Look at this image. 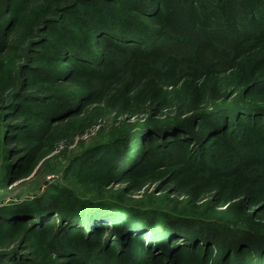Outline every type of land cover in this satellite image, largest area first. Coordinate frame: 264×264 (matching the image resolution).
<instances>
[{"label":"rangeland","instance_id":"rangeland-1","mask_svg":"<svg viewBox=\"0 0 264 264\" xmlns=\"http://www.w3.org/2000/svg\"><path fill=\"white\" fill-rule=\"evenodd\" d=\"M28 2L3 0L0 4V35L20 31L12 37L14 40L0 44V264H110L130 254L145 258L146 263L147 256L155 255L150 259L152 264H236L235 260L257 264L254 250L242 252L239 258L229 253L224 257L226 249L222 245L199 241L184 244L167 237L162 224L189 218L200 225L223 227L238 221L264 228V168L249 164L232 172L220 161L232 158L228 148L231 135L248 133V138L255 134L258 138L264 134V81L257 87L251 80L240 82L250 65H263L260 61L264 60V43L255 42L250 49L249 67L240 71L190 73L175 59L163 55L152 66L143 56L131 58L126 65L116 64L113 70L104 64V79L100 77L103 82L99 87L95 85L97 78L81 69L75 48L67 46L62 55L48 59L53 53L51 42L66 40L72 44L74 33L86 42L78 50H85L94 61L98 56L106 59L117 48L103 41L102 31L92 34L88 25L98 21L100 30L106 26L114 29L110 23L116 17L137 15L144 27L169 26V4L149 0H73L71 6L50 15L48 21L35 22L30 17L21 24ZM137 6L145 10L150 7L152 11L149 14ZM195 10L202 13L199 3ZM143 35L140 37L148 38ZM13 46L18 48L13 51ZM48 67H52L53 77L45 79L42 72ZM67 92L75 95L69 107L76 110L65 112L70 121L45 118L38 105L49 101L51 94ZM208 100L212 108L241 104L251 109L257 133L250 131L251 122L240 114L217 118L214 126L221 124L212 130L213 124L198 114L203 107L194 106ZM176 103H186L191 112L178 119ZM39 122L52 123L33 160L35 144L25 134ZM228 125L231 128L225 138L213 136ZM124 135L127 138L120 145ZM188 136H196L200 143L195 138L183 141ZM204 146L205 151L201 148ZM120 150L129 151L123 160ZM147 152L138 170L124 174ZM190 152L193 162H181L179 157ZM219 169L224 174L215 175L213 172ZM53 198H60L64 207L75 202L82 208L73 214L67 210L57 213L54 208L41 213V205ZM24 205L29 209L27 215L21 213ZM119 206L139 214L143 222L160 224L140 231L126 214L89 212L85 219L83 212L84 208ZM10 208L14 209L12 214L5 212ZM16 213L21 214L15 216ZM69 217H78L81 222L73 224ZM124 223L135 228L128 229ZM75 226H80L87 237L79 246L81 250H77L83 252L81 256L68 251V247L72 250L77 246L75 232H70ZM160 237L165 241L154 245L156 254L148 253L149 244ZM231 247L233 251L236 248L235 244Z\"/></svg>","mask_w":264,"mask_h":264},{"label":"trees","instance_id":"trees-1","mask_svg":"<svg viewBox=\"0 0 264 264\" xmlns=\"http://www.w3.org/2000/svg\"><path fill=\"white\" fill-rule=\"evenodd\" d=\"M72 1L73 0H29L24 10V14L21 17V24L28 22L30 17H32L33 20L35 19V22L45 21L50 15L55 14L58 10L71 6L73 3ZM88 1L93 2L98 0ZM137 1L139 2L141 0ZM149 1H151V3L159 1L169 4V9L166 13L169 26L166 25L154 28L148 25L144 27L142 19L137 15H131L126 18L116 17L117 19L115 22L110 23V25L114 26V29H111L110 27L107 29L106 26L103 30H100L101 28L97 26L99 22L95 21L91 25H88L92 34L102 31L100 34L103 41L108 45L117 48L115 51L112 50L109 57L104 59L103 57L101 58V56H98L96 61L90 59L89 57L91 56L89 53L85 52V50L77 49L79 45L84 46V44H86L84 41L85 39L81 38L82 36L78 37L77 34L73 33L74 40L72 44H68L66 40L51 42L53 53L51 55L52 57L50 56L48 59L53 58L54 55H62L67 46L69 49L75 48L74 54L76 53V59L80 60L78 64H80L81 69H85L88 73L94 75L97 78L95 85L99 84L100 87L102 86L101 82H103L100 80L104 79V77H102L103 70H105L103 69L104 64L109 65L108 67L110 70H113L116 68V64L122 63L123 65H126L131 58L143 56L147 58L146 64L151 63L152 66L155 63H159L161 61L160 58L163 55L172 57V59L177 61L181 68L185 71H189L190 73L205 74L220 73L228 70L240 71L243 67H249V63H251V61H248V58H250V49L254 46V44H256L255 42H259V44L264 43V0H194L195 2L192 0ZM189 1H192V5L189 4ZM1 2H3V0H0V4H2ZM196 3H199L202 13L195 10ZM143 6L145 5L143 4ZM137 7V9L145 11L146 13H151L152 11L149 9L150 7L147 10L141 8V6ZM115 27H117L118 30ZM4 33L5 36L0 35V44L3 45H5V40L9 41L10 38L18 35L17 31L12 35H9L7 31H4ZM143 33L148 37L147 39L140 37L141 35L144 36ZM10 48L11 47H9V49ZM16 48L18 47L13 46L11 50L15 51ZM118 49L127 51L128 55L122 54ZM155 50H158L159 52H156ZM260 62L263 65L258 68L255 64L250 65L249 71L242 75L240 82L251 80L255 87L260 86L261 83L259 82L264 81V60ZM51 68L52 67H48L42 72L45 79H47V77H53ZM114 73H117V70H115ZM239 74L243 73L239 72ZM72 94L74 93L67 92L64 94H51L53 96L47 97L49 98V101L38 105V107L42 109L40 112L46 115L45 118L52 119L53 122H57V120L70 121V117H68L65 112L74 110V106L71 108L69 107V102L75 98V95ZM67 95H70V97ZM128 102L130 103L131 100L129 99ZM194 106H197L198 108L203 107L198 114H200V116L204 119L207 118L213 124L212 130L216 129V125L221 124L220 122H217L214 126V120L217 118H231L240 114L241 117L247 119L249 124L251 122L252 125L250 131L257 133L256 124L254 121H251V109L244 105L232 104L227 107L212 108V105L210 107L208 100L200 102V104ZM176 108L179 114L177 117L178 119L179 117H186V115L191 112L188 110L186 103H176ZM196 110L197 109L195 108L192 111L196 112ZM74 111L72 113H74ZM254 112H256V110ZM261 115L264 116V112H262ZM51 123L39 122V126L37 127L35 124L31 125V129H29L25 134L26 138L33 141L35 144L34 150L32 151L33 160L36 158L38 151L43 146L48 130L51 128ZM227 127V129L225 128L226 130H216L213 136H216V138H225L227 136L226 132L231 128V126L228 125ZM247 136L248 133L245 136L242 134L235 135V137L231 135V144H228V148L229 151H231L232 158H230V156L226 160H220L218 156H215L216 159L220 160L223 164L225 163L223 165L224 167H228L232 170V172L234 169L238 170L243 168V166H248L249 164H260L264 168V134L258 138L256 137L257 134L253 135V138L251 136L248 138ZM195 137L196 136L184 137L185 139H183V141H189V139ZM126 138L127 135L120 137L119 144L121 145L124 143ZM196 139L199 138H195L193 140L196 143H200V141ZM236 139L237 141L235 142ZM190 144L195 143L190 142ZM109 146H105V148H108ZM201 148L205 151V146ZM201 148L196 149L200 150ZM128 153L129 151L127 150H120V160L126 158ZM148 154V152L147 154L145 153V155L143 154L140 160L124 171V174H127L132 170H138L139 163H141V161ZM191 154H193V152L184 153L181 157H179V159L182 160L181 162L186 164L192 163L194 157H192ZM234 157L240 159L237 161L234 160ZM199 161V164H201L202 160ZM114 162H116V160ZM213 173L215 175L224 174L222 169L217 171L215 170ZM262 179L264 180V169L262 170ZM53 208L57 210V213H64V210H67V213L70 212L69 214H73L74 211H77L78 208H82V206L79 203L73 202L70 203L69 206L67 205L64 207L63 204H61L60 198H53L52 202L47 205L42 204L40 210L41 213H44L45 211ZM94 208L83 209L85 219L88 217L87 215L89 212H108V214L118 212L126 214L128 217L124 216L128 220H134L135 223L138 224L136 226L137 229L140 231L146 228L151 229L152 226L160 224L152 220L143 222V220L140 219L139 214L130 213V210L127 209L126 206H119L114 209H101V207ZM13 210V208L6 209L5 212L7 211L8 213H13ZM28 211V207L25 208L24 205V209H22L21 213L27 215ZM21 213H16L15 216ZM80 216L81 215H79V217ZM101 217H103V215H101ZM13 219L14 217L12 220ZM78 219V217L75 219H70L69 217V221L73 224L75 222L80 223L81 221L78 222ZM40 223H42V220ZM124 225H129V227H127L128 229H130V227L135 228V226L130 223H124ZM162 225L165 227V234L167 237L181 240L184 244L186 243L190 245L193 241L195 243H198L199 241L204 244H215L216 246L222 245V247L226 249V252L224 250V257L227 253H229L230 256L237 254L239 258L242 252L254 250L255 257H257V260L259 261L257 264H264V228H258L255 225L246 226L240 224L238 221H233L223 227L209 225L206 223L200 225L196 223L194 219L190 220L189 218H175L174 220L166 222ZM40 229L43 230L44 227L41 226ZM123 230H125V228L121 229V231ZM72 231L75 232L74 241L77 243V246L75 249L72 248V250L71 247H68V251L79 252L77 250H81V247H79L81 246L80 244L86 242L85 239L87 237L81 233L83 232V229L80 226H75V228L71 229L70 232ZM156 241L157 242H154L153 244H149L147 250L148 253L152 254L155 251H153L154 245L157 246L165 241V237H160ZM232 244H235L236 246L234 251L231 247ZM187 248L191 247L188 246ZM237 249L238 251H236ZM82 253L83 252H79L77 255L81 256ZM154 254L156 253L154 252ZM154 257L155 255L153 257L147 256L148 262L146 263L145 258H142L141 256L138 257L135 254H130L120 258L117 257L115 262L110 261V264H152L150 259H153ZM91 260L95 261L93 258H91ZM235 261L236 264H250V260L246 262ZM103 264L109 263L104 261Z\"/></svg>","mask_w":264,"mask_h":264}]
</instances>
